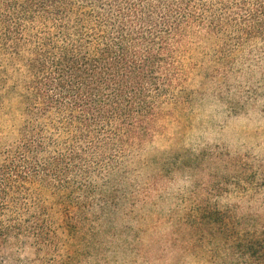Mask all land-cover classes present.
I'll list each match as a JSON object with an SVG mask.
<instances>
[{
  "label": "trees",
  "instance_id": "16d2710c",
  "mask_svg": "<svg viewBox=\"0 0 264 264\" xmlns=\"http://www.w3.org/2000/svg\"><path fill=\"white\" fill-rule=\"evenodd\" d=\"M258 41L264 0H0V103L14 96L19 112L0 128V243L71 264L150 196L138 168L191 71L228 73ZM235 219L214 207L190 227L264 243Z\"/></svg>",
  "mask_w": 264,
  "mask_h": 264
},
{
  "label": "rangeland",
  "instance_id": "374dc122",
  "mask_svg": "<svg viewBox=\"0 0 264 264\" xmlns=\"http://www.w3.org/2000/svg\"><path fill=\"white\" fill-rule=\"evenodd\" d=\"M253 44L235 56L228 73L207 72L206 64L191 71L188 102L147 144L146 164L138 168L141 183L151 186L150 196L140 198L133 211L113 214L110 226L86 235L87 242L72 249L71 264H151L169 249L190 251L207 264H264L263 241L249 250L190 227L194 216L218 207L236 218V230L264 237V222L238 218L240 205L232 203L264 182V159L242 151L248 143H236L239 138L264 145V42ZM18 116L16 97L1 101L0 128ZM257 124L261 127H250ZM168 225L173 232L162 231ZM0 264L49 263L32 248L0 243Z\"/></svg>",
  "mask_w": 264,
  "mask_h": 264
},
{
  "label": "clouds",
  "instance_id": "9594fccd",
  "mask_svg": "<svg viewBox=\"0 0 264 264\" xmlns=\"http://www.w3.org/2000/svg\"><path fill=\"white\" fill-rule=\"evenodd\" d=\"M250 127H261V125L257 124ZM236 143H248V148L242 149V151L251 150V155L253 157L264 159V145L258 146L256 142H248L239 138ZM140 175L142 176L143 174L141 173ZM132 179L135 180L136 177ZM232 203L240 205V211L237 214L238 218L251 217L264 222V182H261L258 191L243 198L237 197ZM173 230L174 228L172 225H168L162 229L165 233H171ZM151 264H207V259L198 257L190 251L183 249H169L161 259L153 260Z\"/></svg>",
  "mask_w": 264,
  "mask_h": 264
}]
</instances>
